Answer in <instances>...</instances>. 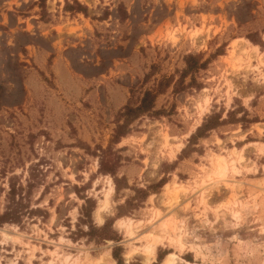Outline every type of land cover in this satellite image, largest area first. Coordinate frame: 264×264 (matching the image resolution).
<instances>
[{
	"label": "rangeland",
	"instance_id": "374dc122",
	"mask_svg": "<svg viewBox=\"0 0 264 264\" xmlns=\"http://www.w3.org/2000/svg\"><path fill=\"white\" fill-rule=\"evenodd\" d=\"M149 244L148 264H264V0H0V264Z\"/></svg>",
	"mask_w": 264,
	"mask_h": 264
},
{
	"label": "bare ground",
	"instance_id": "6f19581e",
	"mask_svg": "<svg viewBox=\"0 0 264 264\" xmlns=\"http://www.w3.org/2000/svg\"><path fill=\"white\" fill-rule=\"evenodd\" d=\"M256 49V47H254ZM254 49V50H255ZM205 91V90H204ZM241 158V157H240ZM225 171H226V165L224 164V160L221 156H218L216 158V160L211 163V167L210 169L206 172V177H210V176H215L216 181L213 182V186L214 188L217 187V184L219 182V179L221 180L223 178V176L225 175ZM164 189H168V184L163 186ZM174 202H171L167 207H166V213H169L171 210H173L174 208ZM108 209V199L107 197L103 200L102 205L99 207L97 213L98 216L100 217V219H102L101 213L105 210ZM165 212V211H162ZM158 219L161 217L160 213L158 212L157 214ZM161 219H159L157 222H159V231L164 232L166 230L167 227V222H164V220L160 221ZM123 221L120 220L119 223L121 224ZM190 232V231H188ZM189 235V234H187ZM4 236L6 238H11V235L4 233ZM146 251V256H145V263L148 264L151 258V255L153 254V245H148L145 249ZM98 264H112V261L110 259H102L101 261H98ZM163 264H197L195 262H188V261H184L181 258H179L176 254L174 253H169L165 256Z\"/></svg>",
	"mask_w": 264,
	"mask_h": 264
},
{
	"label": "trees",
	"instance_id": "16d2710c",
	"mask_svg": "<svg viewBox=\"0 0 264 264\" xmlns=\"http://www.w3.org/2000/svg\"><path fill=\"white\" fill-rule=\"evenodd\" d=\"M194 57L193 56H188L187 60H192ZM203 64H201L202 66ZM197 68L196 63L194 62L193 64L188 65V69L187 70H193ZM151 97L152 94L150 91H145V93L143 94V98L141 99V102L138 106L132 108V107H128L126 109V114L128 115H137L140 112H144L146 110H148L150 108V103H151ZM10 205H8L6 208V211L2 214V218H6L8 216V220L10 221H18L21 213L19 211V201H14L12 199V202L9 203ZM12 205V206H11ZM10 217V218H9ZM7 219V218H6ZM113 257L115 259H118V257L116 256V254H113ZM119 263V260H117V264Z\"/></svg>",
	"mask_w": 264,
	"mask_h": 264
},
{
	"label": "clouds",
	"instance_id": "9594fccd",
	"mask_svg": "<svg viewBox=\"0 0 264 264\" xmlns=\"http://www.w3.org/2000/svg\"><path fill=\"white\" fill-rule=\"evenodd\" d=\"M110 191H111V189H110ZM103 223H104V221H103L102 219H100L99 216H97V217H96V224H97L98 226H100V225H102ZM9 264H15V260L10 261Z\"/></svg>",
	"mask_w": 264,
	"mask_h": 264
},
{
	"label": "crops",
	"instance_id": "0c3cea01",
	"mask_svg": "<svg viewBox=\"0 0 264 264\" xmlns=\"http://www.w3.org/2000/svg\"><path fill=\"white\" fill-rule=\"evenodd\" d=\"M121 219H119V221H120ZM107 259H109V258H107ZM151 259V258H150ZM111 260V259H110ZM111 261H113V260H111Z\"/></svg>",
	"mask_w": 264,
	"mask_h": 264
}]
</instances>
